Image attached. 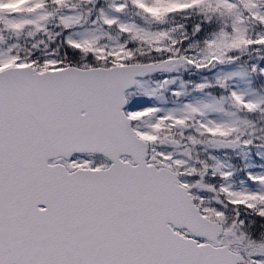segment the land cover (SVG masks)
I'll return each instance as SVG.
<instances>
[{
  "label": "snow or ice",
  "instance_id": "snow-or-ice-1",
  "mask_svg": "<svg viewBox=\"0 0 264 264\" xmlns=\"http://www.w3.org/2000/svg\"><path fill=\"white\" fill-rule=\"evenodd\" d=\"M8 3L0 264H264V0Z\"/></svg>",
  "mask_w": 264,
  "mask_h": 264
},
{
  "label": "rangeland",
  "instance_id": "rangeland-1",
  "mask_svg": "<svg viewBox=\"0 0 264 264\" xmlns=\"http://www.w3.org/2000/svg\"><path fill=\"white\" fill-rule=\"evenodd\" d=\"M22 3H23V0H9V3L4 5V8L7 10L16 11ZM184 78L185 79L191 78L195 80L197 78V74H192L191 76H189V74L185 73ZM232 160L234 163H240V164L247 163V160H242L239 157H233Z\"/></svg>",
  "mask_w": 264,
  "mask_h": 264
}]
</instances>
